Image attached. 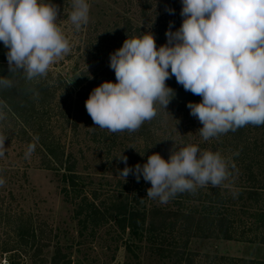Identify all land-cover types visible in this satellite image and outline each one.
<instances>
[{"label":"rangeland","instance_id":"374dc122","mask_svg":"<svg viewBox=\"0 0 264 264\" xmlns=\"http://www.w3.org/2000/svg\"><path fill=\"white\" fill-rule=\"evenodd\" d=\"M51 1L59 6L57 25L71 49L51 65L47 73L50 86L54 85L56 90L58 86L63 88L58 83L62 78L69 88L64 91V96L58 89L54 99V103L60 104L62 111L70 117L64 122L62 133L55 129V134L61 138V150L73 156L77 167L74 174L64 171L66 166L57 171L48 170L43 158L35 151L25 158L30 143H23L14 132L6 134L7 131L0 129V136L7 137L5 155L0 157V179L5 181L0 186V263L7 260L10 264H185V260L177 261L174 254H184L186 259L187 252L197 256L195 264H239L235 262L239 259L264 262V241L215 237L185 239L179 224L171 234L164 229L150 233L151 211L173 214L180 210L178 201L170 199L161 203L159 198H149L147 189L151 184L143 178L137 182L130 174L125 182L117 172L125 164L116 158L123 154L128 157V166L136 165L145 156L142 152L145 151L144 143L132 137L123 139L122 133L109 153L105 146L94 142L98 139H94L93 133L106 130L109 136L113 133L89 122L81 112L98 81L113 74L114 70L109 67L110 54L122 47L126 23L140 30L141 36L150 31L156 38L171 18L166 9L180 14L182 0H87L89 20L79 30L69 19L72 0ZM169 108L162 111V130L157 145L148 147L149 154L160 150L159 154L167 160L172 149L176 151L199 143L209 147V151L219 147L213 138L203 139L199 131L203 125L197 118L194 120L187 112L175 118ZM52 118L53 126H56V117ZM57 121L63 123L60 119ZM262 138L264 141V136ZM229 164L231 161H228V167ZM242 166L245 168L246 165ZM234 173L220 186L208 184L198 189L209 193L210 188H218L223 196L230 195L231 210L236 213L230 214L229 218L253 222V217L261 218V215L253 201L247 199L246 188L250 184L246 180L251 174L256 176L257 169L248 172L238 168ZM70 177L75 178V186L71 185ZM261 180L264 182L263 178ZM120 193L130 196V202L137 198V204H130V207L136 206L137 214L130 216L127 229L112 217L105 219V216L98 226L86 219L87 212H93L102 200L112 199ZM185 193V205L193 210L195 206L203 210L205 204L196 202L194 194ZM76 212L81 215L76 216ZM184 243L185 248H182L180 245ZM163 250L172 254L171 259L161 255Z\"/></svg>","mask_w":264,"mask_h":264},{"label":"clouds","instance_id":"9594fccd","mask_svg":"<svg viewBox=\"0 0 264 264\" xmlns=\"http://www.w3.org/2000/svg\"><path fill=\"white\" fill-rule=\"evenodd\" d=\"M72 8L69 19L79 30L88 23L90 6L87 0H72ZM58 12L52 2L0 0V42L10 73L23 71L28 80L44 77L70 52ZM180 15L179 29L172 31L170 23L165 33L167 43L157 47L147 31L110 54L116 82H102L85 101L96 126L112 133L137 131L157 115V103L167 109L175 91L166 81L173 76L185 91L202 97L187 107L203 125L199 131L205 141L248 124L264 125V0H182ZM12 86L0 78V88ZM5 119L0 111V121ZM6 138L0 136V157ZM35 147L29 144L25 158ZM116 159L125 164L117 170L125 182L130 174L137 182L142 176L151 184L147 196L161 203L208 184L220 186L230 175L219 152H201L194 145L172 149L167 160L153 153L143 165L128 166L123 154ZM4 182L0 179V186Z\"/></svg>","mask_w":264,"mask_h":264},{"label":"trees","instance_id":"16d2710c","mask_svg":"<svg viewBox=\"0 0 264 264\" xmlns=\"http://www.w3.org/2000/svg\"><path fill=\"white\" fill-rule=\"evenodd\" d=\"M48 2L52 1L44 0V3ZM170 16L171 18L168 20V25H165L164 30L156 36L157 47L167 43L165 33L169 29L170 23L172 31L179 29L182 24L183 17L180 14L174 12ZM123 34V42L127 38L131 39L141 36L140 30L131 26L129 27V22L126 23ZM6 52L7 49L3 43L0 42V78H7L12 81L13 84L11 88H0V111H3L6 116L5 120L0 121V129L7 131L6 134L14 132L18 137L22 138L21 141L23 143L35 144V154L43 158L46 169L57 171L61 169V167L66 166L64 171L68 174H74L73 171H75L77 167V162L72 159L73 156L66 155L63 151L64 149L61 150V138L55 134V129H59L62 133L64 130V122L70 119L67 113L62 111L60 104L54 103L58 89L61 92L63 91L62 96L65 95L64 91H69L66 81L59 78L58 83L63 88L58 86L56 90L54 85L50 86L49 75L28 80L26 78V73L23 71L10 73ZM104 81L116 82L114 71L112 75H108L102 78L101 81H98L97 86ZM166 84L175 91V96L168 105L170 107L169 109L173 111L175 118L185 115V112L190 115V109L187 107V103H199L202 97L185 91L183 86L176 82L174 76L168 79ZM37 93L39 94L38 96L36 95ZM155 107L157 115L151 121H146L137 131L129 133L125 130L123 132L113 133L112 136H109L107 130L102 133L94 132V139H98L94 140V142L105 146V150L109 153L112 152L114 148L113 144L122 133L124 135L123 139L132 137L135 141L143 142L145 151L142 152L145 156L141 157L137 162V164L143 165L147 162L148 156L151 155L148 153V150H150L149 148L157 145L158 135L160 134L159 131L162 130L160 124L164 107L158 103ZM54 111L56 114H54ZM81 112L89 122H93L86 111V107H84ZM51 115L56 117V126H53V118ZM58 119L63 123H59L57 121ZM262 136H264V125L256 126L248 124L238 128L234 132L230 130L227 133L220 134L218 137H214L213 140L219 144V147H212L213 152H219L227 163L231 161L228 167L230 176L234 175L235 170L238 168L252 172L253 168L256 167L257 175H249L246 181L250 184V187L246 189L248 193L247 199L252 200L253 204L257 206L261 218L255 216L253 217V222L230 219V214L233 215L236 213L233 209L231 210L232 202H230V195L223 196L218 188H210L209 193L202 192V189L200 190L197 188L196 192L192 194H194V200H196V202H201L206 205L203 210L198 209L196 206L194 210L189 208L185 205V201L187 200L185 195L187 194L185 192L178 193L171 199H176L178 201L176 204L179 206L180 210L173 214L162 210L159 213L158 211H151L149 216L152 220L150 221L151 224L148 231L150 233L154 231L153 233H155L156 231L164 229L166 231L169 230V234H171L172 232L174 233V227L179 224L180 232L185 239L192 237H215L224 240H241L246 242L264 241V182L261 180V178L264 180V141ZM197 147L203 151L210 150L209 147L200 143ZM159 151L160 150H155L154 153H159ZM244 164L246 165L244 166L245 168L242 166ZM141 178L143 177L141 176ZM74 179V177H70L72 186L76 184ZM260 182H263L261 186ZM188 194L190 195V193ZM130 204H137V198H134L132 202H130V196H124L123 193H120L119 196H114L112 199L102 200L100 206L97 205L94 207L93 212H87L86 219L98 226L100 223H103V218L105 216V219L107 217H112V219L116 220L117 224L127 229L130 216L137 214L136 206L130 207ZM254 205L253 207H249L253 209ZM79 215L81 214L76 212V216ZM158 215L160 216L158 217ZM131 221H133L132 218ZM150 241H152V238L149 242ZM170 246L177 249L176 246L171 244ZM180 246L185 248V243ZM161 255L166 259H171L172 257V254H169L167 250H163ZM174 255L177 257V261L178 259H181L180 261L185 260L187 262H183L185 264L196 263L195 258L197 256L193 253L187 252L186 259L183 257L184 254L180 253L179 256L177 254ZM235 262L239 264H264V262L241 259L238 261L235 260Z\"/></svg>","mask_w":264,"mask_h":264},{"label":"built area","instance_id":"2783aa9c","mask_svg":"<svg viewBox=\"0 0 264 264\" xmlns=\"http://www.w3.org/2000/svg\"><path fill=\"white\" fill-rule=\"evenodd\" d=\"M0 264H10V263L7 260H3V261H1Z\"/></svg>","mask_w":264,"mask_h":264}]
</instances>
